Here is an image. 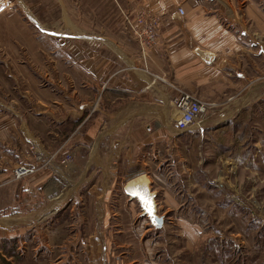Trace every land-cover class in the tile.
<instances>
[{"label":"crops","instance_id":"0c3cea01","mask_svg":"<svg viewBox=\"0 0 264 264\" xmlns=\"http://www.w3.org/2000/svg\"><path fill=\"white\" fill-rule=\"evenodd\" d=\"M217 1H27L37 30L50 33L70 63L54 66L64 75L60 91L40 87L39 98L22 95L24 105L0 98V237L16 236L25 259L31 247L64 250L43 256L46 264H124L109 253L113 245L132 243L123 240L128 228L121 226V208L107 204L115 154L129 149L149 167L165 136L179 132L169 125L176 111L171 101L182 93L213 102L216 110L238 107L239 101L220 100L224 94L264 86V10L250 0ZM7 7L0 0V13ZM36 42L45 52L40 35ZM70 153L74 158L63 162ZM26 162L38 170L17 179L15 166ZM134 177L122 191L147 211L126 188ZM88 184L85 192L97 206L75 208ZM46 220L49 226H40Z\"/></svg>","mask_w":264,"mask_h":264},{"label":"rangeland","instance_id":"374dc122","mask_svg":"<svg viewBox=\"0 0 264 264\" xmlns=\"http://www.w3.org/2000/svg\"><path fill=\"white\" fill-rule=\"evenodd\" d=\"M27 1L4 0L9 7L0 13V98L23 100V105L22 95L32 93L33 99L39 98L40 87L60 91L58 83L64 75L54 66L70 63L58 41L37 30ZM250 1L264 10V0ZM242 2L235 0L234 4ZM251 23V19L246 22ZM39 35L45 48L42 53L37 49ZM257 86L260 90L256 92L244 89L220 99L229 104L239 101L238 107H215L200 125L165 136L158 158H149V167L143 169V159L129 149L115 154L107 204L121 208V226L129 233L123 240L132 243L110 247L112 259L122 258L124 264H264V86ZM129 145L128 141L125 146ZM144 172L151 175L149 186L156 192L160 225L122 191L130 177ZM89 187L81 190L83 196ZM97 204L98 199L87 196L75 208L85 210ZM69 218L67 214L59 217L63 223H59L60 239L66 237L64 221ZM47 222L40 226H49ZM29 248L25 259L16 236L0 237V264H24L26 260L46 264L43 256L54 258V252L64 251Z\"/></svg>","mask_w":264,"mask_h":264},{"label":"built area","instance_id":"2783aa9c","mask_svg":"<svg viewBox=\"0 0 264 264\" xmlns=\"http://www.w3.org/2000/svg\"><path fill=\"white\" fill-rule=\"evenodd\" d=\"M185 9L178 7L177 15L184 17ZM156 33L148 32V39L155 40ZM172 105L179 112V115L174 118V125L178 131H187L193 125H200L207 113L216 106L213 102L200 99L191 93H182L171 101ZM72 155H68L63 159V162L70 161ZM40 161V157L37 158ZM39 166L34 163H20L14 168V175L17 179H23L26 176L35 173Z\"/></svg>","mask_w":264,"mask_h":264},{"label":"bare ground","instance_id":"6f19581e","mask_svg":"<svg viewBox=\"0 0 264 264\" xmlns=\"http://www.w3.org/2000/svg\"><path fill=\"white\" fill-rule=\"evenodd\" d=\"M173 115L175 118L179 115V112L176 110ZM150 180L151 179L149 178V176H147L145 173L140 174L134 177V179L130 180L129 183H127L126 185V188L128 191L132 192L133 194L135 193L138 197H140L144 207H146L147 212H149V214L152 217L156 212V207H154L155 206L153 199L154 194L150 193V191L148 190L150 188L149 187ZM149 206H150V210H149Z\"/></svg>","mask_w":264,"mask_h":264},{"label":"water","instance_id":"95a60500","mask_svg":"<svg viewBox=\"0 0 264 264\" xmlns=\"http://www.w3.org/2000/svg\"><path fill=\"white\" fill-rule=\"evenodd\" d=\"M152 220L153 221H155V222H157L159 225L162 223V217L160 216H158V215H156V214H154L153 216H152Z\"/></svg>","mask_w":264,"mask_h":264},{"label":"snow or ice","instance_id":"6c2138e0","mask_svg":"<svg viewBox=\"0 0 264 264\" xmlns=\"http://www.w3.org/2000/svg\"><path fill=\"white\" fill-rule=\"evenodd\" d=\"M135 194V193H134ZM146 203H147V201H146ZM149 210H150V206H149Z\"/></svg>","mask_w":264,"mask_h":264}]
</instances>
